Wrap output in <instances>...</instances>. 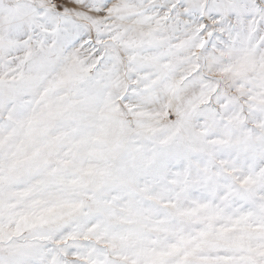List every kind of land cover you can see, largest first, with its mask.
Here are the masks:
<instances>
[{
	"label": "snow or ice",
	"instance_id": "snow-or-ice-1",
	"mask_svg": "<svg viewBox=\"0 0 264 264\" xmlns=\"http://www.w3.org/2000/svg\"><path fill=\"white\" fill-rule=\"evenodd\" d=\"M0 264H264V0H0Z\"/></svg>",
	"mask_w": 264,
	"mask_h": 264
}]
</instances>
